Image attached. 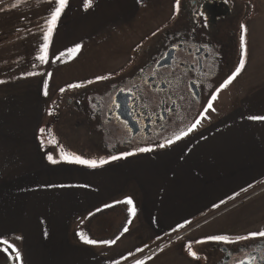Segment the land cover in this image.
Instances as JSON below:
<instances>
[{
  "label": "crops",
  "instance_id": "obj_1",
  "mask_svg": "<svg viewBox=\"0 0 264 264\" xmlns=\"http://www.w3.org/2000/svg\"><path fill=\"white\" fill-rule=\"evenodd\" d=\"M148 1L165 5L164 0H92L85 9L84 0H68L47 63L35 57L52 0H29V17H0V239L18 249L19 261L8 249L14 264H133L134 249L159 239L180 240L182 230H201L191 235L195 240L264 231V207L256 199L264 191V121L247 118L264 115V76L245 77L263 54L262 42L255 50L260 23L249 33L251 62L218 94L215 111L204 113L207 118L181 140L96 168L63 162L39 140L54 94L52 70L106 41L128 37L132 27L153 17L154 10H143ZM175 3L171 0L168 14L160 7L162 30L178 12ZM139 13L143 19L136 17ZM151 35L132 45L130 57L110 72L113 77L123 73L134 49ZM76 44L79 52L66 51ZM49 155L59 162L51 163ZM185 221L190 223L172 231ZM125 225L128 231L121 235ZM78 233L98 243L85 244ZM117 236L115 244L99 243Z\"/></svg>",
  "mask_w": 264,
  "mask_h": 264
},
{
  "label": "flooded vegetation",
  "instance_id": "obj_2",
  "mask_svg": "<svg viewBox=\"0 0 264 264\" xmlns=\"http://www.w3.org/2000/svg\"><path fill=\"white\" fill-rule=\"evenodd\" d=\"M179 6L159 34L139 43L123 73L100 87L92 110L64 98L70 113L86 116V137L110 158L159 149L200 118L210 93L239 62L242 24L248 48V23L262 17L264 0H180ZM210 248L222 254L215 264H227L241 251L235 264H264V237Z\"/></svg>",
  "mask_w": 264,
  "mask_h": 264
},
{
  "label": "rangeland",
  "instance_id": "obj_3",
  "mask_svg": "<svg viewBox=\"0 0 264 264\" xmlns=\"http://www.w3.org/2000/svg\"><path fill=\"white\" fill-rule=\"evenodd\" d=\"M164 2L165 5H161L160 3L155 4L154 1L144 3L142 5L143 10L149 9L148 12L150 14H152V10H154L153 17H149L148 21L145 20L143 24L140 23L139 27H132V30L127 33L128 37L121 39L120 42L106 41L97 46L91 53L82 55L80 58L70 59L52 70L49 77V84L50 89L52 88L53 90L54 87V94L47 108V114L41 128L44 129V132L41 133L40 131L39 140L46 146L51 147L56 157H59V155L61 156V149H63L66 153L79 155L82 159L86 160H95L99 162L102 159H111L110 156L103 154L104 152L98 149L97 146H94L86 137V125H88L86 116L77 110L70 113L64 104V98L67 96L73 97L77 99L79 105L83 109L87 107V109L92 110L94 108L92 99L98 98L97 92L100 87L102 88V85L107 83V80H112L114 75L110 74V72L119 68L120 64L125 63L130 57L132 45L140 40L142 36L144 37L145 34L151 33V36L154 37L162 31L161 22L163 20L161 17H164V15L161 14L160 7H163L162 10L165 14L169 13L171 7V0H164ZM28 3L29 0H0V17H29V15L32 14L30 13L32 9L28 7ZM13 5H16V7H13ZM36 13L39 12L34 11V14ZM260 14L262 17L248 23V31L250 33V30L253 31L255 29L254 25H259L258 23H260L255 33L258 34V36L260 34V40L255 43V50L258 51L259 47H257V45H259V42H262L260 46L263 48L260 47L259 50L261 52L263 50V54L256 56V59L251 62L247 51L246 63L251 62L252 66L254 65L255 67V71L252 70L251 66L250 70L245 74V77L248 79H257L260 74L264 76V11L261 10ZM142 15V13H139L136 17H138V19H143V17H141ZM172 17H177V14ZM173 19L174 18H172V20ZM153 33L156 34L153 35ZM2 40L3 39L0 38V41ZM250 45L251 38H249L248 47H250ZM2 72L4 71L0 70V73ZM83 75L85 77H83ZM100 76L108 77V79L98 81L96 78ZM88 81H92V83H88ZM71 84H81L83 86L72 89L68 87ZM61 89H64V91L61 92ZM62 142L67 143L68 147L62 146ZM263 193L264 191H262V195L260 194V196L258 195L256 197V199H261L262 208L264 207ZM263 219L264 216L262 215L261 221ZM196 231L201 230H182L180 240L175 239L169 242L167 238L165 240L159 239L144 246L137 247L133 252L134 258L143 259L145 264H185L184 262L187 264H215L217 260H221L220 257L222 254L220 250H214L210 247H217L220 244L231 246V243L208 241L198 244L196 241L199 240L191 238V235L195 234ZM255 239L257 238H254V240ZM230 240L237 246L243 245L248 240L253 239L237 240V238H232ZM189 244H191L192 250L197 253L196 258L189 256L186 248V245ZM4 248H6L5 245H0V249ZM138 249H142V251H138ZM160 249H163V251H160ZM242 254V251L233 254L227 264L237 263L242 257ZM10 259H12V255L9 250L6 252L0 250V264H4L5 261Z\"/></svg>",
  "mask_w": 264,
  "mask_h": 264
},
{
  "label": "snow or ice",
  "instance_id": "obj_4",
  "mask_svg": "<svg viewBox=\"0 0 264 264\" xmlns=\"http://www.w3.org/2000/svg\"><path fill=\"white\" fill-rule=\"evenodd\" d=\"M138 3L142 2V0H137ZM53 6L51 8V11L48 15V17L45 19V25H46V29L43 31V43L41 45H39L38 47V53L36 55V59L39 60L41 63H47L48 62V49L51 43V37L52 34L57 26V22L60 20L62 13L64 12L67 4H68V0H52ZM179 5H180V0H176V3L174 5V8L178 11L179 10ZM92 6V0H84V7L85 9L89 8ZM13 7H16V5H13ZM246 33H247V29L245 27V25H241V37H240V59L239 62L237 64V66L235 67V69L227 76L226 79L223 80L222 83L219 84L218 87H216L214 89V91H212L210 93V99L207 101V105L204 107L203 112L200 113V118L196 119L194 123H191L187 128L179 131L177 134H175L174 139H167L165 141V143L160 144L159 147L163 148L167 145H171L173 144L175 141H179L182 138L188 136L191 132L195 131L196 128L201 124L202 119L207 118L204 113H207L210 109L212 111H215V109L213 108V102L218 98V94L228 88V86L230 84H232V82L240 75V73L243 71V69L245 68V64H246V58H247V46H246ZM156 33H153V35H155ZM137 47H140L139 45ZM81 48L80 44H76L74 47L67 49L66 51L68 53H76L79 52ZM61 55H64V53H61ZM31 75V73L29 74ZM98 81L99 80H105L108 79V77L105 76H100L96 78ZM0 83H3V81H0ZM88 83H92V81H88ZM83 85L81 84H71L68 87L72 88V89H77L82 87ZM45 87H47V82L45 81ZM64 89H61V92H63ZM121 91H124L123 89H121ZM46 94V93H45ZM250 121H264V115H250L247 117ZM44 132V129H41V133ZM152 149L150 148H140L137 151L138 152H149ZM135 153L133 152H128V153H124L125 156H130V155H134ZM48 160L53 163L56 164L59 161L53 159V157L51 155H49ZM121 157H117V156H113L111 159L112 160H116L119 159ZM61 159L63 162L69 163V164H78V165H84L87 166L89 168H96L99 166H102L106 163H108V160H100L99 162L95 161V160H86V159H82L79 155H74L71 153H66L63 151V149H61ZM249 188L252 187V185L248 186ZM241 191H247V189H241ZM238 195V193L234 194L232 197H229V199H233L235 198V196ZM126 202L128 205H132V200L131 198H126ZM117 203H121L120 201H117ZM225 203V201H220V204ZM112 205H105V208L111 207ZM220 205H213L214 208L219 207ZM97 211H101V209H97ZM128 212L130 213V216H134L135 215V208L133 207H129L128 208ZM90 215H92V213H90ZM128 223H131V219H129ZM190 223V221H185L183 224H179L177 225L176 228H173L172 231H177L179 228H183L185 226V224ZM128 231V227L127 225H125V227L123 228V232L121 233V235H123L124 233H126ZM78 235L80 236V239L82 240V242H84L85 244H89V245H95L98 242L96 240H92L90 238H88L87 235L83 234V233H78ZM258 237H264V231H258V232H253V233H249L248 236H240L237 238V240H248V239H254V238H258ZM120 237L117 236L116 239L114 240H109V241H102L99 243H103V244H107V245H111V244H115L116 240H118ZM17 239H20V237H17ZM208 241H212V242H223V243H232L233 241H231L229 239L228 236L226 235H214V236H209L206 238V240H199L196 241V243L198 244H202ZM0 245H6V248L4 249H0L3 251H7L8 249H11L12 253H15V258L16 260H20V253L18 251V249H16V247L9 243L7 240H3L0 239ZM186 248L188 250L189 256L196 258L197 257V253L194 252L192 250V246L191 244L186 245ZM138 251H142V249H138ZM160 251H163V249H160ZM264 258V257H262ZM151 259V257H150ZM251 260H255L256 257L252 256L250 257ZM135 264H145V261L143 259H137L135 261ZM241 264H248L247 261H242Z\"/></svg>",
  "mask_w": 264,
  "mask_h": 264
},
{
  "label": "water",
  "instance_id": "obj_5",
  "mask_svg": "<svg viewBox=\"0 0 264 264\" xmlns=\"http://www.w3.org/2000/svg\"><path fill=\"white\" fill-rule=\"evenodd\" d=\"M239 264H241V263H239Z\"/></svg>",
  "mask_w": 264,
  "mask_h": 264
},
{
  "label": "trees",
  "instance_id": "obj_6",
  "mask_svg": "<svg viewBox=\"0 0 264 264\" xmlns=\"http://www.w3.org/2000/svg\"><path fill=\"white\" fill-rule=\"evenodd\" d=\"M11 253V252H10Z\"/></svg>",
  "mask_w": 264,
  "mask_h": 264
}]
</instances>
